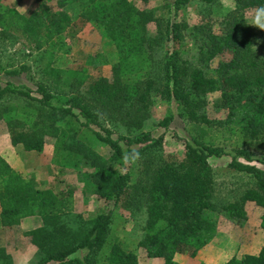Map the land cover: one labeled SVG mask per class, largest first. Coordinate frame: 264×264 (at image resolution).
I'll return each mask as SVG.
<instances>
[{
	"label": "trees",
	"instance_id": "trees-1",
	"mask_svg": "<svg viewBox=\"0 0 264 264\" xmlns=\"http://www.w3.org/2000/svg\"><path fill=\"white\" fill-rule=\"evenodd\" d=\"M32 1L33 6L24 12L14 6L0 7V35L16 36L44 60L43 79L35 81V89L12 81L0 84L1 104L12 96L24 100L21 107H3L11 143L41 151L45 136L55 135L59 164L81 172L98 197L118 203L131 179L124 162L161 148L164 138L150 131L113 136L101 119L103 114L139 129L150 115L154 98L160 97L174 101L178 115L197 123L205 134L229 124L246 137L264 135V60L254 55L245 20V11L256 10L264 0H234L219 32L208 23L188 28L175 15L157 16L133 0ZM166 1L169 11L174 6L176 12L192 0ZM198 1L211 4L215 0ZM88 22L97 25L115 51L111 79L54 65L57 51L67 48L62 36L74 37ZM150 22L156 24L155 36L149 33ZM187 34L196 42L192 59L182 55ZM163 42L167 47L154 64L153 46ZM215 57L219 60L210 71L209 62ZM29 68L22 64L6 73L16 75ZM217 91L227 111L223 120L210 118L206 108L207 94ZM172 118V114L163 116L158 125L166 128ZM95 143L108 145L112 158L99 154ZM184 147L180 160L148 163V180L141 189L146 215L138 247L146 257L162 258L163 264H189L175 255L186 253L193 259L214 236L215 213L222 210L242 220L247 217L246 204L253 203L263 208L260 226L264 228V169L252 163L251 152L236 147L228 162L248 174L251 185L235 200L217 205L209 157L227 152L209 139L204 141L202 134L185 141ZM34 215L42 218L43 226L33 231L41 256L32 264H138L137 253L111 236L109 207L92 219H83L73 213L71 187L57 191L26 178L0 154L1 224L11 227ZM224 264H264V245L256 254L232 256Z\"/></svg>",
	"mask_w": 264,
	"mask_h": 264
},
{
	"label": "rangeland",
	"instance_id": "rangeland-1",
	"mask_svg": "<svg viewBox=\"0 0 264 264\" xmlns=\"http://www.w3.org/2000/svg\"><path fill=\"white\" fill-rule=\"evenodd\" d=\"M140 8L152 9L157 16H174L188 28L201 23H208L214 31H221L224 15L234 7V0H215L206 4L192 0L173 11L167 6L166 0H133ZM32 0H0V7L14 6L24 12L33 6ZM176 13V14H175ZM255 9L245 11V20L249 26L250 37L253 41L252 50L259 60H264V29L252 24ZM149 33L156 34V24L150 22ZM1 31V28H0ZM66 42L65 50L57 51L54 65L63 68H79L92 78L112 77L111 66L116 58L115 51L106 36L95 23H85L74 37L62 36ZM167 47V43L154 44L152 54L154 61L159 59ZM196 42L186 36L182 45V55L194 58ZM219 57L209 62L210 71L215 68ZM44 60L37 58V51H30L27 45L16 36L0 35V84L12 81L25 84L35 89V81L43 79L41 66ZM157 61L154 62L156 64ZM29 65L28 71H21L16 75L6 73V70L19 69L22 65ZM82 90L84 87L82 86ZM38 95L37 92H33ZM207 112L212 119H224L226 109L221 107L222 96L219 91L207 94ZM21 107L24 100L17 97H7L0 102V154L10 163L15 171L26 178H34L43 185H52L59 191L66 187L73 189V213L80 214L83 219H92L108 207L112 210L110 224L111 236L119 240L124 247L133 250L138 255V264H163L162 258L146 257L138 241L143 235L145 223V199L141 192L142 186L148 180V163L155 164L160 160H180L185 151L184 142H192L194 137L200 136L204 141L208 139L223 147L227 154L209 157L214 175L213 200L217 205L227 204L235 200L246 187L251 185L248 174L237 171L228 165L234 148L248 149L253 157L252 163L264 169V135L258 137L243 136L235 126L225 124L209 130L206 134L197 123L178 115V107L174 101H167L160 97L154 98L150 107V115L141 128L127 127L120 120L105 114L101 119L105 126L118 134L135 135L140 131H150L152 135L163 134L161 148H156L148 155L124 162V169H129L131 179L121 200L114 204L102 197H98L88 180L74 168L63 167L58 162L59 141L54 135L45 136L44 148L41 151H27L21 144L13 145L10 140L6 120L3 117V107L10 105ZM97 109V108H96ZM98 110V109H97ZM172 114L168 126L158 125L159 119ZM61 123V122H60ZM58 123V126L62 124ZM137 145H133L136 147ZM94 149L105 158L110 159L113 151L106 144L95 143ZM145 159H147L145 161ZM238 159L244 160L239 157ZM247 217L238 219L228 211L222 210L216 215V232L212 239L198 250L194 258L186 253L175 255V259L189 264H224L232 256L241 257L245 253L256 254L264 245V228L260 226L263 208L253 203L246 204ZM43 226L40 216H27L20 223L11 227L3 226L0 222V264H32L41 256V250L34 240L35 233Z\"/></svg>",
	"mask_w": 264,
	"mask_h": 264
},
{
	"label": "clouds",
	"instance_id": "clouds-1",
	"mask_svg": "<svg viewBox=\"0 0 264 264\" xmlns=\"http://www.w3.org/2000/svg\"><path fill=\"white\" fill-rule=\"evenodd\" d=\"M252 24L260 29H264V5L259 6L255 10V14L252 17Z\"/></svg>",
	"mask_w": 264,
	"mask_h": 264
}]
</instances>
